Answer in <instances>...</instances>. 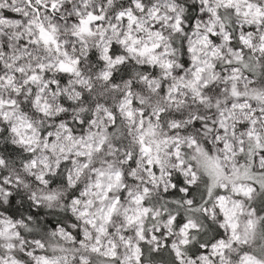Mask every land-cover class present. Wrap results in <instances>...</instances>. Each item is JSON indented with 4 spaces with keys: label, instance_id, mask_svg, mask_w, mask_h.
<instances>
[{
    "label": "snow or ice",
    "instance_id": "snow-or-ice-1",
    "mask_svg": "<svg viewBox=\"0 0 264 264\" xmlns=\"http://www.w3.org/2000/svg\"><path fill=\"white\" fill-rule=\"evenodd\" d=\"M0 264H264V0H0Z\"/></svg>",
    "mask_w": 264,
    "mask_h": 264
}]
</instances>
